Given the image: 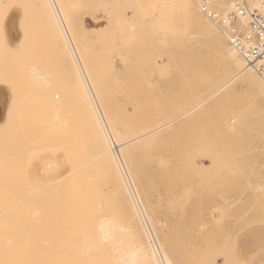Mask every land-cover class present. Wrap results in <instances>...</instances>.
Listing matches in <instances>:
<instances>
[{
  "label": "rangeland",
  "instance_id": "obj_1",
  "mask_svg": "<svg viewBox=\"0 0 264 264\" xmlns=\"http://www.w3.org/2000/svg\"><path fill=\"white\" fill-rule=\"evenodd\" d=\"M176 1L57 4L71 24L72 39L107 124L123 143L115 146L117 153L129 164L130 177L148 214H154L150 218L162 231L160 240L171 261L264 264V96L234 79L195 107L231 74L211 38L188 16L186 0ZM211 1L215 5L216 0ZM41 2L0 0V164H5L0 166V180L12 189L24 188L18 192L25 197L41 195L46 185H53L50 181L74 168L100 174L106 163V157L92 159L97 153L87 134L76 138L80 131L73 126L78 125L75 121L81 129L85 125L82 113L90 98L87 88L76 84V61L60 27L54 37L51 4ZM204 2L197 0L199 12ZM216 25L219 37L239 54ZM36 67L42 69L43 79ZM31 70L40 79H32ZM49 91L63 96L59 110L46 101ZM185 111L187 115L178 118ZM167 121H172L168 127L156 130ZM68 126L76 131H70L69 140ZM74 146L76 151L82 147L80 156H74ZM111 189L109 198L115 201Z\"/></svg>",
  "mask_w": 264,
  "mask_h": 264
},
{
  "label": "bare ground",
  "instance_id": "obj_2",
  "mask_svg": "<svg viewBox=\"0 0 264 264\" xmlns=\"http://www.w3.org/2000/svg\"><path fill=\"white\" fill-rule=\"evenodd\" d=\"M203 1H205L206 4L215 6L214 8L218 11L219 9L229 8L225 11L227 12L238 4H245L249 10L251 9L264 13V0H240L234 4L232 0H216L215 5L211 0ZM196 2L197 0H186L185 7L187 14L191 17L194 24L202 27L211 38L213 46L223 58L226 69L231 74V78L219 88L209 93L202 101H199L195 107L199 108L203 106V104H206L222 92L234 79L247 82L250 87L264 96V83L261 77L256 74L257 72H253L254 70H247L248 67L242 55L236 50L240 55L237 54L225 40L219 37L214 24H217L216 26L220 28L226 40L230 42L226 31L221 28L217 22L214 21L213 24L204 18L201 4L199 5V12ZM41 3H44L45 6L47 3L51 4L55 17L52 19L51 23L53 24L52 31H54V37H57V32L60 27L64 35L63 38L65 37L67 41L65 44L69 46L68 51L71 52L72 59L74 58L76 61L73 60L79 74L78 76L76 72V84L79 86V89L87 88L86 93L88 98L86 99L90 98V102L92 103V106H90L91 103L89 106L87 105L82 113L84 119L82 123L85 124L84 126L81 124L83 131L79 128L80 124L78 121H75L78 125L76 126L75 123L73 127H75L76 130L78 127L80 131V134H76V138L77 135H82V133L87 134L88 142L94 147V151L97 153V156H95L96 158L92 156V159L99 158L100 161V158L106 157V163L102 166L101 164L103 162H99L100 165H98L103 167V171L100 174L97 171L98 174L96 173V175L91 174L90 171L89 174L88 170L86 172L74 168L70 170L68 174L62 175V177L55 182L50 181L51 184H53L52 186L47 187L45 184L46 188L42 187L43 189L41 191L43 193H40L41 195L31 197H25L22 193L19 194L24 188H20V192H18V188L12 189V187H9L10 185L7 186L8 183L5 182L4 183L7 185H2L4 183L0 180V182H2L0 184V264H174L166 251V244L163 243L164 240L163 242L160 240L159 235L162 231L160 230V232H158L159 229L157 230L152 222L154 217H152V215L154 214H148V209H146V205L143 204L145 202H142V197H140L136 189L138 187H135L137 183L135 182L136 184H134L133 178L130 177L131 173L127 169L129 164H125L127 161L123 159V154L121 155V153H119L118 155L117 153L115 146L117 145L121 148L123 143L117 138L119 134L116 135V133L109 128L106 116L103 113L104 111H102L101 105L96 99L95 88L88 79L89 77L86 74L85 66L81 62L77 46L72 39L71 34H73V32L70 30V22L67 21V17L59 9L60 7H58L59 3L57 4V0H42ZM63 15L66 19H64L65 17ZM65 22H67V25ZM243 23L247 26L248 20L244 19ZM245 26L244 29L246 30L247 27ZM52 35L50 34V36ZM53 39L56 41L55 38ZM60 51L62 52V50ZM200 65L202 66L204 64H201L200 61ZM37 70L38 68L35 71ZM41 70L39 69L37 73L40 74ZM35 71L31 70V73L33 72L32 79H38V77L40 79V76L34 77ZM41 74V78L43 79L44 75L42 71ZM2 94L3 93H1V95ZM47 94L46 101L49 103L53 102L56 106H59L63 96L61 97L59 92H55L52 96V91L47 92ZM78 95L80 96L81 94H77V96ZM9 97L8 99L12 104L13 99L11 100ZM75 99L77 100V97ZM80 101L79 99L78 104H80ZM87 103L88 102H86V104ZM58 106L54 108L59 110L60 107L58 108ZM188 112L189 111H185L179 115L178 118L186 116ZM7 117L8 116H6L4 120L7 121ZM64 118L62 117V119ZM67 118L68 121L65 120L67 121L65 126L70 123L69 117H66V119ZM230 119L231 122L235 121L233 118ZM175 120H177V118ZM171 122L172 121H167L163 123L156 130L168 127ZM73 123L74 121L70 124L71 128H73ZM67 129H69V126ZM156 130L149 131V133ZM70 131L71 129H69V133L67 131V134L71 136L73 133L75 135V130H73V132L71 131L72 133H70ZM147 133H143L142 136H144V134L147 135ZM63 136L66 137L67 135ZM70 136H67L68 140L72 138V136ZM81 141L82 140H80L79 143ZM82 143L84 144V142ZM63 144L65 145V143ZM67 146H69V144L65 145V147ZM75 146L73 149L76 151ZM81 146L80 148L82 149ZM80 148H77L76 153L73 152L74 156L75 154L77 155ZM64 150H66V148ZM91 150H93V148ZM79 153L80 152H78V155ZM93 154L94 153H92V155ZM78 160L81 161L80 158ZM70 161L73 160L70 158ZM88 162L86 165L89 164ZM22 163L23 162H21V164ZM93 164L94 166L96 165V163ZM50 165L54 166L51 162ZM0 166L2 169L3 164H0ZM21 167L23 166L21 165ZM80 167L82 168L83 166L81 165ZM80 167L78 166L77 168L79 169ZM96 168L94 169L96 170ZM126 169L130 174L127 173V175L125 173ZM94 172L96 171L93 170V173ZM8 174L9 173H7V175ZM19 174L17 173V175ZM3 175L6 176L5 173H3ZM11 177H14V175H11ZM19 177L20 175L18 178ZM51 184L49 183V185ZM111 188H113L115 192L113 194L116 196L115 201L109 198L108 192L112 190ZM134 190L136 191V195ZM127 193H129L130 198H126ZM213 256H215V252ZM212 261L215 263V259H212ZM205 262L207 263L208 260Z\"/></svg>",
  "mask_w": 264,
  "mask_h": 264
},
{
  "label": "built area",
  "instance_id": "obj_3",
  "mask_svg": "<svg viewBox=\"0 0 264 264\" xmlns=\"http://www.w3.org/2000/svg\"><path fill=\"white\" fill-rule=\"evenodd\" d=\"M201 10L208 19L217 22L226 31L230 43L246 64L264 80V13L249 10L245 4L221 12L205 2L201 4ZM244 19L248 20L247 26L243 23Z\"/></svg>",
  "mask_w": 264,
  "mask_h": 264
}]
</instances>
